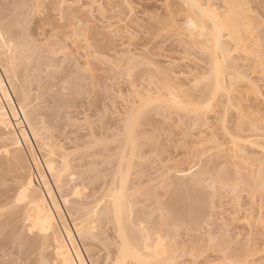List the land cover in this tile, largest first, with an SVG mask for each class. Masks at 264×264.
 I'll return each instance as SVG.
<instances>
[{
	"label": "rangeland",
	"instance_id": "374dc122",
	"mask_svg": "<svg viewBox=\"0 0 264 264\" xmlns=\"http://www.w3.org/2000/svg\"><path fill=\"white\" fill-rule=\"evenodd\" d=\"M237 1H241L242 3H240L242 5H240L243 6V8L246 7L248 9V11L246 8L244 11H242L243 9L239 11V13L242 11V16H245V14L247 15L245 16L246 18H244V21H246V23L251 21L252 25L255 22L254 25H258L253 26L254 34L250 37V50L248 52L243 48L241 49L238 47L240 46L239 44L235 45L233 39H231L227 33L228 30L223 31V39L225 40L224 46L227 48L226 52L228 51L229 53L225 59L229 62L227 64H230L229 68L228 65L226 67L228 68L227 73L223 74V83H225L224 80H226V82L228 81L227 83L229 84V81H231V84L234 83V80L237 81V84L235 85L240 87V90L242 88L243 90L241 91L244 92V95H241L240 90H237V92H240V94L237 95H239V98L241 95V100H239L238 96H236V91L233 92L235 94H232L231 92V95H229L230 92H228V96L226 95L227 92L226 94L224 92L226 90L223 91L221 90L222 88L220 90L217 89L220 92H216V87L214 86L215 81L212 80L214 77V71H212V62H210L212 60L210 59L212 55V42L206 39L208 35L205 33L211 29L210 21L206 20L205 17L203 18L195 15L191 16L190 10L192 7L185 0H23V2L22 0H0L2 5L4 4L3 6H7H5L4 9L9 7V12L10 10L12 11L11 13L14 11L21 12H18V15H20V17H18L20 20L23 19V22H26L25 27L23 26L22 28L23 33L25 32V37H27L26 39L33 43L35 42L34 44H36V46H41L39 48L40 50L42 49V52L40 51V53H42L41 58L44 63V60L46 59L45 57L48 58L47 60L49 61L46 60L48 64H45L47 65V69L45 65L41 66L43 67L44 71L41 70L42 75L39 76L42 77L43 74L44 76L47 74L46 76L50 80L52 74L54 76V73H62L60 69L62 66L67 68L66 64H68L69 68H67L69 70L67 72H70V74H74L75 71L77 72V70L80 71L81 69L83 72L85 70L86 75L90 74L91 76H89L91 80L85 78L86 80L84 81L82 79L83 83L85 84H82V88L85 86L87 90H85L86 88L84 87V92L81 90L82 94L77 95L78 97L75 95V98H81V101L77 99H74L73 101L68 100L66 93L67 91L65 89V91L62 90L63 88H61V86L63 83L59 80L61 75H64L63 73L58 74L60 75L59 78L53 79L52 76V79L50 80L51 85L53 81H55V84L57 82V84L62 83V85L59 84L61 85L59 86L60 88H58L60 92L55 88L56 86L52 88L57 90V92L56 90L54 92L52 91L53 94L51 92L52 89H49L51 94L48 92L49 94L45 93L47 96L44 95L47 99H43L44 96H41L44 94L42 93L44 90L39 92L42 94L38 96V91H35L37 88H31L33 90V93L31 90V93L34 94V97H39L38 100L40 104H38V106L42 111L38 106V108H36L39 109L40 112L44 113L43 115L41 113L39 117L41 120V116L45 117L43 118L41 122L42 124L40 125L43 126L45 123V127L48 123L46 126L47 128L45 127V130L48 129L46 130L47 133H50L49 136L52 135V137H50L52 143L58 146L63 145V148H66L68 144L65 141L69 139L77 140L79 139L78 137L82 136L83 138L84 135L85 136L83 139L88 138V141L90 138L93 139L92 135L95 132L97 133V137H99L98 134L103 135L104 133H107L109 136H111L107 137L111 139L115 137L114 134H116L117 128L119 127L121 129L125 117L130 113L138 112L140 124L138 125L137 129H135V133L137 131L135 135L137 141H139L141 145L138 143L140 148L137 145L139 150L134 149L135 152L138 150L139 153L133 157V161L138 164L136 168L137 173L132 172L130 176L134 177L136 174H139L138 172H140L141 184H139L140 186L138 190V196H136V198L133 197V201L138 200L139 197L142 200L139 201L140 204L137 201L134 202H137V207L133 203V205H135L134 208L136 207L135 209H138L137 212L134 210L135 213H138V215H132L133 212L131 210V215H136V217H131L133 218L132 221H134L133 224L139 226V231L140 228H143L145 232H151L149 235H152L154 238V232L157 231L158 233L159 230V233L156 234L159 235L163 231L162 229L164 228L161 223L164 222L163 224H165V219L167 216L164 215V218L161 219L163 216H159L162 213L159 212V206L157 207L156 203H152L153 206L151 202L149 204V197H147L148 193H145V190L148 192L147 189L151 188L149 191H154L156 194L158 193L157 196H159V199H161L159 204H162L163 201L166 202L167 205L171 193L176 188L175 182L178 179L191 184L193 177H201L203 179L202 190H204V193L207 191L210 194V191H214L210 186V182L212 183L214 178L212 174L214 175L215 172H218L219 174L223 172L225 175L226 173H224L222 170H225L226 172L229 170L232 172V175L231 173L228 174L229 172L227 173L228 181L226 185L231 183L229 180L231 181L234 171L233 169L230 170V168L233 161H235V163L241 164V168L240 166L235 167L236 164L233 165V168L235 167V169H238L239 167L240 173L243 172L245 175L243 176V180H246L247 177L248 180L250 179L249 172L251 174L252 171H249L250 168L257 169V166H260V163H263L264 62L262 61V63L258 60L264 56V50H262L264 49V43H259L263 42L262 40H264V0H236L232 2H234L233 4H237ZM199 2L202 4V7L205 10H211V12L214 14L216 12L217 14L218 12L220 14L221 12L223 13V11H227L228 9L230 10L229 6L232 5V2L229 3L227 0H199ZM225 2H228L229 5L225 6ZM234 7L236 8L237 6ZM224 8L228 9L226 10ZM66 9H72L70 11L75 10L77 11L78 15L79 13H82L81 10H84L90 14L89 17L92 19V23L96 29L94 32H97V37L99 38V40L96 41V34H93V41H91L94 44V47L97 46L99 49L97 53L99 55L97 56L105 58V60H99L97 57V59L91 62V65H87V67L85 66L86 63L84 62V57L82 56L84 55L83 36L80 35L79 32L74 34V32H72L73 30H69L72 27H68L67 31H71V33H66V38L64 34L65 31L61 29L63 26L60 24H63L64 17H66L65 15L68 14ZM192 9H195V12L197 10V8L194 7ZM236 9H240V6ZM250 9H252V13L249 12ZM232 13L233 12L228 11L227 15H222L225 19H227L231 17ZM7 14L9 17L12 16L9 13ZM14 14L16 16V13ZM82 15L83 13L77 17H82L85 19L88 16L85 15L86 17H83ZM251 15L257 18H253ZM219 16L221 17V15ZM188 17H194L199 22L203 21V25L206 24L204 27L207 28H204L206 31L203 33L206 38L202 35H199L198 33V36H195L197 35L195 34L194 38L191 37L192 32L189 33L190 29H187L186 24ZM223 17L221 18L225 20ZM250 17L255 20L258 19L257 21H260V23L257 21H252ZM159 19L161 21H158ZM75 20L77 21L78 19L76 18ZM54 24L59 25H57L55 28ZM90 24L91 20L89 22V25ZM76 25L73 29L76 28ZM60 29L63 32V43L60 41L61 38L58 37H61V35H57ZM77 30L78 29L76 28V31ZM259 34H261L263 37L259 38ZM57 38L60 41L58 43L64 45H62V47L67 45L64 52L58 51L62 48H60L59 45L58 50L57 48L54 50L55 46H57L54 45L58 41ZM261 44H263V46ZM51 45H54V48H52ZM49 47L52 48L50 49L51 51L49 50ZM92 47L91 49H94ZM61 50H63V48ZM65 53H67L68 56ZM102 55L105 57H102ZM216 56L217 60L219 58L218 61H223L221 60L222 57L220 56V52L217 51ZM229 57H231L230 60H227ZM49 65H51V67ZM88 68L90 69L88 70ZM72 69L77 70L72 72ZM45 70H48V73H46ZM86 70L90 72L88 73ZM81 71L79 74L82 75ZM240 74H242V76H239ZM45 78H43L44 81L40 79L39 82H45L47 79ZM236 78L242 79L236 80ZM204 79L205 81H210L212 85V88L210 87L211 89L209 88L207 93H211L213 88H215V91L213 92L215 95L209 93L207 95L208 97H206L204 94L205 97L202 95L203 98H200L199 95L202 91L201 85L202 83H205ZM49 80L46 81V84L49 82ZM202 80L204 82H200ZM208 81L207 83H210ZM32 83L37 84L35 83V80L34 82L32 81ZM79 83L81 84L82 81ZM253 83L254 86H257L254 87V89L250 86L253 85ZM229 84L227 87H229ZM47 85L50 86V84ZM204 85L206 88L209 86V84L208 86L206 84ZM32 86L33 85H31V87ZM229 89H231V87H229ZM256 90L258 91L255 92ZM36 92L38 95H35ZM48 95L49 99L52 98L50 99L51 101L49 100L50 102L48 101ZM54 95L56 96V99H54ZM171 95H174L176 100L178 99L179 102H181L183 107L181 104L180 106L182 109H185V107L188 108L189 106L191 108V105H195V107L197 106V108H200L199 111L202 114L199 115L195 112L197 110H192L189 108L188 110L185 109L184 111L178 109L177 107L172 108L171 106H167L169 104L168 100L173 98ZM64 96H66L67 99ZM154 97L156 99L153 100ZM38 100H34L36 102H33L34 105L37 104ZM66 100H68L70 103L68 104ZM229 100L233 103H230ZM243 112L245 114H243ZM196 114H198L200 117L203 116L204 121L201 118L202 122H197L200 119H196ZM244 117L248 121L246 120V123L240 125L239 123L244 122ZM43 121L45 122L43 123ZM119 128L117 133L121 131ZM43 130L44 129L41 131V136L44 135ZM87 132H90L88 134H92L90 138V135L86 134ZM47 133H45V135ZM49 136H45L47 138L44 137L46 139L45 141L49 140ZM103 137L104 136H102V138ZM30 138L32 141L33 138L31 136ZM100 138H96V140ZM63 142L65 145H67L64 146ZM69 142L72 143L73 141L69 140ZM32 143L33 145L35 144L34 139ZM78 143L80 144L81 142ZM106 143L108 144L109 142ZM73 144L78 145L77 141L76 143L74 141L70 146ZM114 144L115 143H113V145ZM94 145L98 148V144L96 145L95 143ZM101 145H103V142L99 144V147ZM218 146L219 148H223L225 152H234L236 155L232 158L229 156H223L221 152L219 153ZM34 147L36 153L40 155L39 150L36 149L38 148L36 144ZM93 147L94 146L91 147L92 151ZM69 148L71 147L68 145L67 149ZM78 148L80 149L81 147L78 146ZM78 148L74 147L72 152H75ZM95 148L96 147H94V151H96ZM79 149L77 151H79ZM65 151L68 150L65 149ZM128 151L129 148L127 149L126 153H128ZM111 152L114 153V150ZM98 154L99 156H97L96 153L94 154L97 158H95L93 155L94 158L92 156L88 160L91 162H95V159L96 161H99L98 159H100L101 153L99 152ZM213 156H216V160H214ZM231 160L233 161L231 162ZM245 161L246 163L250 164V168L248 165L244 168L246 164L242 165V163ZM227 162H229V164L231 163L230 167L229 164L228 167H225ZM112 163L114 164L115 160H112ZM97 168H95L96 172L100 175L101 172L99 173V171H97L100 169ZM134 170L135 167L133 168V171ZM261 171H264V169H261ZM96 172L93 173L96 175ZM257 172L259 173L258 169L256 174ZM216 174L217 173H215V175ZM256 174H251V176H256ZM230 175L231 177L229 178L228 176ZM237 175L238 176L234 174L232 181H235L237 177L238 179H242V177L239 176L240 174L237 173ZM248 180L246 181L248 182ZM7 182L6 184H11ZM251 182L252 181L249 180L250 184H252ZM97 183L99 184V181H95L96 187L98 185ZM240 184H243V182H239L238 187L241 186ZM226 185L222 192H217L211 195L212 201L208 200V206L210 205V208L207 206L209 211L206 210V208V214H204L205 212H202L203 214L201 216L199 215L200 218H193L194 222L192 221L191 223H188L191 221L188 219L187 224L184 221L183 224L179 226L178 224H172L175 227H171L170 222H168L170 228H168V224V227L164 226L168 228L164 230L167 231V233L169 232V234L162 232L160 235L164 237H160V239H163V243L155 247L160 256L158 264H170V261L172 264H239V262L242 261L244 264H257V262H261V260H263L262 262L264 263V236L262 234L264 233V206L261 204L263 208L262 206V209L259 207V204L261 203L260 200H264V196L261 197L260 195L262 194L263 189H257L254 193L251 189V194L247 188L248 185L246 186V184H243L242 188L237 187V191L232 192L229 190L231 187ZM0 188H4V185L0 184ZM253 189H255V187H253ZM135 194L137 195V193ZM143 199L145 201L144 203H142ZM147 203L150 205L151 209ZM166 205L164 210L167 211L168 209L166 208ZM154 206L158 210H156ZM152 209L153 212L152 215H150L151 212L149 213L148 210ZM0 210L1 212L3 211L1 208ZM160 210H163V207L162 209L160 208ZM147 212L149 215H144V213L146 214ZM167 212L166 214L168 215ZM3 214L4 213L0 214V216ZM9 220H5L4 218L0 217V223H3L0 224L3 226V230L1 226L0 231L2 234L7 233V238L8 236H11V220ZM180 220L181 222L178 223H182L183 219ZM170 221L172 220L170 219ZM106 223H101L100 226L102 225L103 228L106 226L105 234H109V232H111L113 237V229L109 228L111 224L107 226L108 223ZM189 224L190 226H188ZM102 227L100 230H102ZM108 228L111 229V231H108ZM143 229L141 230V233L146 234L147 232L145 233ZM2 234H0V264H12V259L15 261L13 264H24L23 262L25 260V264H28L30 263V260H33L31 259L32 257L35 258L34 256L37 254L36 251L33 252L32 256L30 255L32 252L28 253L25 247H22L21 244H17V242L16 244L19 245L17 249H25L26 251L24 250V252L27 254L25 256L23 251H19V254L22 252L20 256L24 254V256L20 258L18 257V252L16 255L14 254L15 252L12 253V246L14 248L15 244H11L10 238V240L8 239L6 243L8 242L7 246H12L7 247L4 239L5 237H2ZM105 234L99 233L98 235V239H101L102 242H99L100 247L101 244L104 246V248L101 247L99 250L98 247V251L101 249L106 250V248L111 250H113L112 248L115 249V246H113L115 244L113 243V245H111L113 238H111L110 235H107V238ZM109 237L112 239V241ZM152 237L149 238V243H153L156 241L155 239H157H153ZM151 238L153 240H151ZM99 243L96 244L99 245ZM247 245L251 249L255 245V250H253L255 251L254 253L257 254V250L260 251L257 256L256 254L254 255L253 252L251 254L254 255V257H247L248 255L244 254L240 256V254L243 253L242 247L246 248ZM245 248L244 250H246V252L251 251L249 248ZM17 249L15 247L14 250ZM152 249L153 248H151L150 251H152ZM10 254L14 255H11V257H16L11 258ZM48 254L49 253H47V255ZM28 255L29 257L26 259ZM16 259L18 260L17 263ZM19 259H21V261L23 259V261L21 262ZM262 262L259 264H263Z\"/></svg>",
	"mask_w": 264,
	"mask_h": 264
},
{
	"label": "bare ground",
	"instance_id": "6f19581e",
	"mask_svg": "<svg viewBox=\"0 0 264 264\" xmlns=\"http://www.w3.org/2000/svg\"><path fill=\"white\" fill-rule=\"evenodd\" d=\"M185 1L188 4H190L192 8L193 7L197 8V10L195 12V9H192L190 7L191 10L190 9L189 10H190L191 16L195 15L198 17H203V18L205 17L206 20L210 21L211 29L209 31L207 30L208 32H205L208 35L207 38L203 34L204 31H206L205 29L207 28V27L206 28L204 27V26H206V24L203 25V23H202L203 21L199 22L194 17H188L186 24H187V29L188 28L190 29L189 33L192 32L191 33L192 35L190 34L191 37L194 38V35L198 33L199 35H202L203 37H205L208 41L212 42V52H211L212 55L210 58V59H212L210 61V62H212V64L211 63L210 64L213 67L212 71H214L213 72V74H214L213 78L214 79L212 78V80L215 81L214 86L216 87V92L222 88L221 90H223V91L226 90L224 92H225V94L227 92L226 95L228 96V92H230L229 95H231V92H232V94H235L233 92L236 91V96H238V98H239V95H237V94H240V92H241V95H242L244 92L241 91V90H243L242 88L240 90V87L235 85V84H237L236 83L237 81L234 80L233 84H231V81H229L230 82V84H229V83H227L228 81L226 82V80H224L225 83H223V74L227 73V69L230 67V64H227L229 62L226 61V59H225V58H227V55L229 53H228V51L226 52L227 48H226V46H224L225 40L223 39V36H224L223 31L228 30L227 33H228L229 37L231 39H233L235 45L239 44L240 46H238V47H240L241 49L243 48L244 50H246L248 52L250 50V37L254 34L253 26H258V25L257 24L254 25L255 22L252 25L251 21H249V23H246V21H244L245 20L244 18H246L245 16H247V15L245 14V12H246L245 11L244 12L245 16H242L243 15L242 11H244V9L246 7L243 8V6H241L242 5L241 1H237V4H233L234 2H232V1H236V0H232V1L227 0V1H229V3L232 2V5L229 6L230 10L228 8H224V9H226V10L228 9V10L223 11V13L220 11L221 12L220 14H219V12H218V14H217V12L214 14L213 12H211V10H205L202 7V4L199 2V0H185ZM223 1H225V0H223ZM22 2H23V0H22ZM229 3L225 2L224 5L228 6ZM3 5H2V3L0 4V6H1L0 7V184L4 185V188H0V189H2V190H0V208L3 209L2 212L0 210V214H2V213H4V214L1 215L0 217L4 218L5 220H9V219L11 220V221L9 220L11 222V236L10 237L8 236V238H7L6 237L7 233L2 234L1 231H0V234H2V237H5L4 239H5L6 246L8 245L7 244L8 242L6 243V241L8 239L10 240V238H11V244H13V243L15 244L14 248L10 244L12 246V249H13V251H12V249H11V251H12V253L15 252L14 253L15 255L17 252L19 254V251L24 252V250L26 249L28 251V253L32 252V254L30 253V255L33 256V252L36 251L37 254H36V256H34L35 258H33L31 256L32 257L31 259H33V260H30V263H28V264H158L160 256H159L157 250L155 249V247H157V245H161L163 243L162 242L163 239H160V237L161 238L164 237V236L162 237L160 235V234H162V232H164L165 234H169V232L167 233V231H165L164 229L170 228V225H171V227L173 225H177V224L179 226V225L183 224L184 221L187 224L188 219L191 220L188 223H191L194 220L193 218H197V217L200 218V216L204 212H205L204 214H206L207 211H205V209L208 206V202H209L208 200L212 201L211 195H213L217 192L220 193L225 189V185L228 181L227 175L230 173L232 175V172H230L229 170H227V172L225 170H222V171H224V173H226V175L223 174V172L221 174H219L218 172H215V173H217L215 175V173L213 172L214 175L212 174V176H214V178H213L212 183L210 182V184H211L210 186L215 192L210 191V194L207 191H205V193H204V190H202L203 179L201 177H198V176L193 177L191 184L186 183L183 180L178 179L175 182L176 188L171 193V196H170V199H169V202L167 203V205H166V202H163V201H162V204L161 203L159 204V202H161V199H159V196H157L158 193L156 194V192H154V191H149V190H151V188L150 189L148 188L147 189L148 192H146V190H145V193H148L147 197H149L148 198L149 204L151 202V204L156 203L157 207L159 206L158 207L159 212L160 213L162 212L161 213L162 215L160 214L159 216H163V217H161V219L164 218V215L167 216L165 219L166 222H165V224H163L164 222L163 223L160 222L164 228V229L161 228L163 231L159 234L160 236L156 235L159 233V230H158V233H157V231L154 232L155 238H157V239L152 237V235L151 236L149 235L151 232L146 231L148 233V235H147V233L144 231L143 228H140V231H139L138 230L139 226H136L135 224H133L134 221H132V219H133L132 217H136V215L135 216H132V215L133 214L138 215V213H135L134 210H136L135 208L137 207L136 203L138 202L140 204L139 201L142 200L139 197L138 200L133 201V197L136 198V196H138V190H139V186H140L139 184H141V178H140L141 174H140V172H138L139 174H136L134 177L130 176L132 174V172L137 173L136 168L138 166V164H136V162L133 161V157L135 155L139 154L138 153L139 149L137 148V145L139 146L140 142L137 141L136 135H135L137 133V131L135 133V129H137L138 125L140 124L138 112L128 114L125 117V120L123 121V125H122L121 129L118 127L121 131H119V133H117L118 132V128H117V132H116V134H114L115 137H113L111 139L108 138L111 136H109L107 133H104L103 135L98 134L99 137H97L96 132H95L96 134L94 133L95 136H94V134L93 135L88 134L90 132L86 133V134L90 135L89 138L92 135V138L93 139L95 138L94 141L91 138L88 141H87L88 138L83 139L85 136L84 135L85 133L83 134L84 135L83 138L81 136V137H78L79 139H77V140L76 139L75 140L69 139L70 141H73V142L75 141V143L77 141L78 145H76V144H73V145L75 148L76 147L78 148V146L81 147L80 149L78 148L79 151H77L78 149H76L75 152L74 151L72 152V150H74V147H73V145L72 146H70V145L73 142L71 143V142H69V140L65 141V142H67L69 147H71L69 149H67L68 145L66 144L67 145L66 146L65 143L63 142L64 146H66V148L65 147L64 148L68 151H65V149L63 148V145L58 146V145L52 143L50 140L51 139L50 137H52V135L49 136L50 133L48 134L46 131L48 129L45 130V127L48 125V123L45 127H44L45 121H43V123H44L43 126L40 125V124H42L41 122H42L43 118H45V117L41 116L42 120L39 117V115H41V113H42V115L44 113L40 112L41 109L38 106V104H40L39 100H38L39 97L38 98L34 97V94H32L33 90L31 88H33V87L35 89L37 88L35 91H38V93L42 92V90H44L45 92L44 91L42 92L44 94L41 95V96H44L45 93L46 94L48 92L50 93L49 89H52L56 86L55 88L58 90V88H60L59 86H61L63 83L62 86H65V85L66 86L65 87L61 86V88H63L62 90L65 89L67 91L66 93H67L68 100L73 101L74 99H77V100L81 101V98H79V99L75 98V95H76V97H78L77 95L82 94L81 90H83L82 92H84L83 88L85 86H83V88H82V84L85 85L83 83V80L85 81L87 78L89 80L91 76H90V74L89 75L87 74L88 75L87 76L85 74V70L83 72V71H81V69H80V71L82 72V75L79 74L80 71H78L77 69H75V70H77V72L72 69V72L73 71H75V72H74V74L73 73L70 74V72L69 73L67 72V71H69L68 70L69 69L68 64L65 63L67 65L68 69L64 68L63 66L62 67L65 70L62 67H61V69H63V70L60 69V71H62V73L64 74L63 76L61 75V77H60V75H58L61 73L60 71H59L60 73H58V74L54 73V76L52 74L53 79L60 77L59 80L62 83L57 84V82H56V84H55L54 83L55 81H53L54 84L52 83V85H51L50 80L52 79V76L49 80V78H47V76H46L47 74H46L45 76L50 82V83L47 82V84H50V86L47 85L46 81H48V80L45 78L44 74L42 77L39 75H42L41 73H42V71H44L43 67H41V66L48 64V62H46V60L48 58L44 56L46 58V59L44 58L45 59L44 60L45 63H44L42 58H41L42 53H40V51L42 52V49L40 50V48H39L41 46H39V45L36 46V44H34L35 42L33 43V42L26 39L27 37H25V32L23 33V30H22L23 26L25 27L26 22H23L22 17H21L22 20L19 19L20 15H18L19 14L18 12H20V11H17V12L14 11L13 13H11L12 11L10 10V12H9V9H8L9 7L4 9L6 5L5 6H3ZM234 6H237L236 8H239V6H240V9H236ZM1 8H3V9H1ZM14 9H17V8H14ZM241 9H243V10L241 11V13H239V11ZM70 10H72V9H70ZM70 10L66 9L68 14L66 13L67 15H65L66 17H64V22H63L64 25L60 24L63 26V27L61 26L62 27L61 29L63 31H65L64 34H65L66 38H67V34L71 33L72 30H73L72 32H74V34L79 32L80 35L83 36L84 55H82V56L84 57V62L86 63V64L84 63L85 66L87 67V65L88 66L91 65L92 64L91 62L93 60L97 59V57L99 58V60H101V59L105 60V58H101V57L97 56V55H99V54H97L99 49L97 48V46L94 47V44L92 43V41H93L92 36H93V34H96V37H97V32L96 31L94 32V30H96V29L92 23V19L89 17L90 14L84 10H81L83 13V15H82L83 17L85 15L86 16L88 15L87 17L85 16L86 17L85 19H83L82 17L78 18L82 13H79V15H78L77 11H75V10L70 11ZM246 10L248 11L247 8H246ZM68 11H70V12H68ZM228 11L233 12V13H232L231 17L227 18L228 19L227 20L223 17L222 14H224V16H225V15H227ZM251 11H252V9L249 10V12H251ZM6 12L11 14L12 16L9 17V15ZM14 13H16V16ZM74 13H76L77 15ZM219 15H221V17H223L225 20H223ZM251 16L253 17V15H251ZM76 18L78 19L77 21L75 20ZM253 18H257V17L254 16ZM253 18L250 17V19L252 21L258 20V19L255 20ZM89 19L91 20V24H90L91 26L89 25V22H90ZM160 19L158 21H161ZM88 20H89V22H88ZM246 20H249V19H246ZM257 22L260 23V21H257ZM57 25H59V24H56L54 27L56 28ZM75 25H76V28L78 29L77 31H76V28L73 29ZM68 27H72L69 29V30H71L70 32L67 31ZM61 29L58 31L57 35H61V37L60 36H58V37L61 38L60 41H61V43H63L62 41H64V38L62 39L63 32ZM198 34L195 36H198ZM68 37H69V35H68ZM258 37L260 38L263 36H261V34H259ZM96 39H97L96 41L99 40L98 37ZM57 40H58V38H57ZM60 41L58 40L57 43ZM262 41L263 42H259V40H258L259 43H264V40H262ZM57 43L54 44V45H57V46H55V48H54V45H51L52 48H54V50H56V48L58 50L59 46L61 48L63 45V44H59V43L57 44ZM261 45L263 46V44H261ZM65 47H67V45H65ZM65 47H62L63 50H61L62 49L61 48L58 51L64 52ZM91 47L94 49L96 48L95 50H97V49L98 50L95 51L94 49H91ZM52 48L49 47V50ZM85 48H86V50H85ZM54 50H52V51H54ZM262 50H264V49H262ZM217 51L220 52V56L223 58V59L221 58V60H223V61H218L219 58L217 60V56H216ZM65 54L67 55V53H65ZM100 56H101V54H100ZM103 56L104 55H102V57ZM263 57L264 56L259 58L258 61L264 62ZM230 58L231 57H229L227 60H230ZM47 61H49V60H47ZM227 65H228V68H226ZM45 66L47 69V65H45ZM49 66L51 67V65H49ZM57 68H59V67H57ZM48 69H49V67H48ZM89 69L90 68H88V70ZM38 70H39V72H38ZM49 71H51V70H49ZM70 71H71V69H70ZM237 71H240V70H237ZM53 72H55V71H53ZM57 72H58V70H57ZM87 72L89 73L90 71H87ZM228 72H229V70H228ZM46 73H48V70L46 71ZM75 73H77V74H75ZM238 74H239V72H238ZM239 76H242V74H240ZM43 78L46 79L45 82H43L44 81ZM40 79L43 80V81H41V83L39 82ZM239 79H242V78H236V80H239ZM34 80H35V83H37V84L32 83V81L34 82ZM209 80H211V79H209ZM81 81H82V83L80 84L79 82H81ZM204 81H205V79H204ZM204 81L202 80L200 82H204ZM207 81H205L204 84H206L207 86L209 84V86L207 87L208 89L206 88V86L203 83L201 85L202 87L199 85L202 88L201 89L202 91L200 92V95H199L200 98L201 97L203 98L204 94L206 95V97H208L207 95L210 93V92L209 93H207V92L209 91L210 87L212 88V85H211L210 81H208L210 83H207ZM30 84L33 86L31 87ZM59 84H61V85H59ZM199 84H201V83H199ZM228 84H229V87H231V89H229V87H227ZM235 86L238 88H236ZM250 86L253 89H254V87H257L256 85L254 86V83H253V85H250ZM225 87L228 89H226ZM234 88H236V89H234ZM45 89L46 90L48 89V90L46 91ZM56 89H52L51 92L52 91L54 92ZM31 90H32V93H31ZM57 90H56V92H57ZM85 90H87V88ZM237 90L238 91L240 90V92H237ZM58 91L60 92V90H58ZM214 91H215V88H213V90L211 91L210 94H213ZM257 91L258 90H256L255 92H257ZM53 92H52V94H53ZM218 92H220V91H218ZM42 93H39V95H38L36 92L35 95L40 96V94H42ZM213 95H215V94H213ZM241 95H240L239 100H241V98H242ZM45 96H47V95H45ZM45 96L43 97V99L46 98ZM171 96H173V98L168 100L169 104L167 102V104H168L167 106H171L172 108L177 107L178 109H181L184 111H185V109L188 110V108H189L192 110H197L198 112L197 111H195V112L198 113L199 115L202 114L199 111L200 108H197V106L195 107V105H193V106L191 105V108H190V106L188 108L184 106L185 109H182L183 106H182L181 102H179L178 99H177L178 100L177 101L176 97H174V95H171ZM53 97H55L54 99H56L55 95ZM64 97L66 98V96H64ZM36 99L38 100V102H37V104L34 105L33 102H35L34 100H36ZM50 99H52V98H50ZM50 99H49V95H48V101ZM57 99H58V97H57ZM154 99H156V98L154 97L153 100ZM68 100H66V102H68ZM44 101H46V100H44ZM40 102H42V101H40ZM69 103L70 102H68V104ZM230 103H233V102L230 101ZM180 104L182 107L180 106ZM145 105H147V104H145ZM37 106L39 107L40 110L37 109L38 108ZM50 106H51V104H50ZM141 113L144 114L143 112H141ZM198 114H196L197 115L196 119L197 120L200 119L199 121H197V122H200L204 117L203 116L200 117V116H198ZM243 114H245V113L243 112ZM198 117H200V118H198ZM244 119H245V117H244ZM246 120L247 119H245L244 122L239 123V124L241 125L243 123H246ZM203 121H204V119H203ZM240 121H241V119H240ZM50 124H49V126H50ZM42 129H44L43 130L44 135H45V133L48 134V135L46 134L45 136H49L48 137L49 140L45 141L46 140L45 138H47V137H45L43 134L42 135L45 138L43 136H41ZM101 135L104 137L102 138ZM30 136L34 139V142L38 147L36 149L39 150L40 155H38L36 153V150L34 147L35 144L33 145V143H32L33 139L31 141ZM71 138H73V137H71ZM96 138H100V139L96 140ZM63 139H64V137H63ZM78 142H81V143L79 144ZM102 142H103V145H101V146H103V147H101V146L99 147V144H101ZM106 142H109V143L107 144ZM110 142H111V144H110ZM95 143H96V145L98 144L99 149H101V148L102 149L99 150L97 148V146L94 145ZM113 143H115V144L113 145ZM92 146L96 147L95 148L96 151H94V147H93V151L91 150ZM110 146H112V147H110ZM128 148H129V151H128L129 154L126 153ZM139 148H140V146H139ZM70 149H71V151H70ZM134 149H138L137 152H135ZM218 149H219V153L221 152V154H223V156H229L232 158L236 155L234 152H231V153L225 152V150L223 148H219V146H218ZM112 150H114V153L111 152ZM99 152L101 153V157H100V159H98L99 161H96V159H95V162H91L88 160L95 153L97 154V156H99V154H98ZM109 152H111V153H109ZM94 156H93V158H94ZM95 158H97V157L95 156ZM213 158H214V160H216V156H213ZM112 160H115L114 164L112 163ZM232 161L233 160H231V162ZM262 162L263 163H260L261 167L257 166V169L259 171V173L257 172L258 175L256 174V171H257L256 168H250L251 167L250 164L246 163V161L244 163H242V165L246 164L244 166V168L247 165L249 166V168H250L249 171L252 170L251 174H254V175L256 174V176H254V175L251 176V174L249 172V175H250L249 180L252 181L251 182L252 184L249 183L247 176H246L247 177L246 180H248V182L245 179L243 180V178H244L243 176H245V175L243 172L240 173L239 167H238V169H235V167L240 166L241 164L235 163V161H233L232 164L230 163L231 164L230 170L233 169L234 172H233V177H231V175L228 177L229 178L231 177L233 179L234 174H236V176H238L237 175V173H238V174H240L239 176L242 177V179H240V178L238 179V177H237L236 180H239V181H236V180L232 181V179H231V181L229 180V182H231V183L227 184V185H229L231 188H229V187H227V188H229L230 191L235 192V191H237L236 189L238 187V183L243 182V184H246V186L248 185L247 188L249 189L250 192H251V189L253 190V193L257 189H263V192H264V171H261V169H264V160ZM228 164H229V162L226 163L225 167H228ZM230 164H229V167H230ZM233 165H235L234 168H233ZM95 166H97L98 168ZM134 167H135V170L133 171ZM241 167L242 166H240V168ZM95 168L101 170V171L97 170V171H99V173L101 172L100 175L96 172ZM225 169H228V168H225ZM93 172L94 173L96 172L98 175L97 174L95 175ZM108 175H110V176H108ZM95 181H99V184L97 183L98 184L97 187H96ZM244 181H246V182H244ZM6 182L11 183V184H6ZM231 184L234 186H232ZM243 184H240L241 186L239 185L240 187H238V188H242ZM253 187H255V189H253ZM211 192H212V194H211ZM263 192H262V194H260L261 197L264 196ZM135 193H137V195ZM260 193H261V191H260ZM251 194H252V192H251ZM151 199H152V201H151ZM135 201H137V202L134 203ZM144 202L145 201L143 199L142 203H144ZM260 202L261 203L259 204L260 205L259 207L261 208L262 205L264 206V200L261 199ZM133 203L136 205L135 208H134L135 205H133ZM149 204H148V206L150 207ZM210 204H212V203H210ZM142 205H144V204H142ZM142 205H141V207H142ZM165 205H166V208L168 209L167 211H169V212L164 210ZM152 206H153V204H152ZM263 206H262V208H263ZM162 207H163V210H160V208L162 209ZM154 208L156 209L155 206H154ZM150 209H151V207H150ZM158 209H156V210H158ZM131 210L133 213L131 212ZM137 210H136V212H137ZM206 210H208V208ZM148 212L149 213L151 212L150 215H152L153 209L148 210ZM148 212L146 214L144 213V215L148 216L149 215ZM164 212H165V214H164ZM166 212L168 213L169 217L166 214ZM131 213H132V215H131ZM144 215H142V216H144ZM4 216H6V217H4ZM159 219H160V217H159ZM170 219L172 221H170ZM173 219H174V222H177V223H174ZM178 219L179 220L183 219L182 223H178V222H181V220L179 221ZM168 222H170V225ZM101 223L102 224L106 223L107 226H109L111 224L110 225L111 227L109 226V228L113 229V233H114L113 237H112L111 232H109V234L108 233L105 234L106 226H104L105 228H103L102 225L100 226ZM160 223H158V224H160ZM0 224H3V223H0ZM167 224L169 227L167 226ZM1 226L2 225H0V227ZM164 226H167L168 228H166ZM188 226H190V224ZM101 227H102V230H100ZM173 227H175V226H173ZM1 228L3 230V226ZM1 228H0V230H1ZM4 228H5V226H4ZM109 228H108V231L109 230L111 231V229H109ZM142 229L146 234L141 233ZM3 233H5V232H3ZM99 233H101V234L104 233L106 236L110 235L111 238H113V241H112V239L109 237L112 241L111 245H113V243H114L115 245H113V246H115V249L112 248L113 247L112 246L110 248H112L113 250L106 248V250L101 249L100 251H98L101 247L104 248V246H102V244L100 247V243H102V242H101V239H98ZM262 234L264 236V233H262ZM3 235H5V236H3ZM108 236H107V238H108ZM156 236H159V237H156ZM101 237H103V236H101ZM150 237H152L156 241L154 240L155 242L149 243ZM152 238H151V240H153ZM110 239H108V240H110ZM104 240H105V238H104ZM16 242H17V244H21L22 247H25V249L23 250V249L19 248L20 250H18L17 248L19 247V245H17ZM105 242H107V241H105ZM105 242H103V243H105ZM108 242H110V241H108ZM96 243L97 244L99 243V245H97ZM96 245H97V247H96ZM255 245H254V247H255ZM11 246H7V247H11ZM15 247L18 251L14 250ZM247 247H248V245H247ZM247 247L246 248L244 247V248L248 249L249 247L248 248ZM254 247L252 249L249 248L251 250V251L249 250L250 252H246V250H244V248L242 247L243 253L240 254V256L244 254V255H248L247 257H249V256L254 257V255L256 254V253H254L255 251H253V250H255ZM97 248H98V250H97ZM151 248H153L152 251H150ZM143 249H144V251H143ZM102 250H104L105 252ZM44 251L46 252V254ZM99 252H101V253L104 252V253H102L103 254L102 255ZM252 252L254 253V255L251 254ZM259 252L260 251L257 250V254ZM47 253H49V254L47 255ZM245 253H249L250 255L245 254ZM20 254H22V252H20ZM20 254L18 255V257L21 258L24 256V254L21 256H20ZM26 254L27 253H25V256H26ZM257 254H256V256H257ZM6 255H8V254H6ZM11 255H13V254H10V257H11ZM15 257H13V258H15ZM28 257H29V255L26 257V259ZM5 258H6V256H5ZM153 258H156V259H153ZM253 259H256V258H253ZM19 260L21 261V259H19ZM24 260H25V257H24ZM20 261H19V263H20ZM22 261H23V259H22ZM25 261L23 262L24 264L26 263ZM262 261L263 260H261V262ZM11 262L13 264V262H15V261L12 259ZM17 262H18V260L16 261V263ZM261 262L258 261L257 264H259ZM237 263H238V261H237ZM170 264H172L171 261H170ZM239 264H244V262L243 261L239 262Z\"/></svg>",
	"mask_w": 264,
	"mask_h": 264
}]
</instances>
